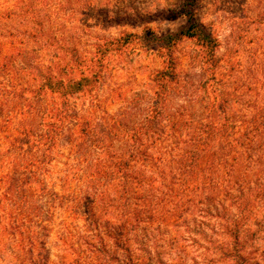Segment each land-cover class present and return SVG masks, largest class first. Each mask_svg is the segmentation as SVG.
I'll list each match as a JSON object with an SVG mask.
<instances>
[{
    "label": "rangeland",
    "instance_id": "obj_1",
    "mask_svg": "<svg viewBox=\"0 0 264 264\" xmlns=\"http://www.w3.org/2000/svg\"><path fill=\"white\" fill-rule=\"evenodd\" d=\"M182 2L0 0V83H7L12 77L17 87L34 88L49 74H70L77 78L81 70L71 66L70 49H75L82 58L90 59L95 43L101 39L117 38L126 33L142 36L148 31L158 35L174 33L186 25V19L178 15ZM195 11L196 19L220 43L216 53V87L227 95L230 121L236 123L238 130L239 126L243 128L250 123L256 133L260 130L257 137L264 134V125L255 120L260 107H264V0H197ZM175 56L179 76L171 86L167 116L171 117L174 108L181 105L183 110L179 119L187 120L188 126L170 129L163 122L159 127L155 126L154 134H148L147 151L151 155L160 154L164 160L157 161V156L152 163L143 166H149L145 170L149 179L165 178V185L157 183L159 191L155 195V202L162 199L164 204L153 225L143 224L128 234L130 251L135 259H139L138 264H234V248L226 226L233 229L239 220L242 256L249 263L264 264V167L258 160L250 165L251 169H236L239 180H231L235 184L230 189L237 197L235 200L239 198V201L221 194V187H218L223 183L221 169L216 167L217 171H204L197 177L192 174L191 189L196 194L192 199L199 201L197 209L193 210L192 203L188 202L185 209L191 208L182 214L180 222H174L179 226H173L172 222L162 224L172 208L168 201L176 203L184 199L173 198L175 191L180 190L173 172L168 177L160 169L174 171L177 156L194 151L202 133L190 122L201 123L206 116L205 110L197 106L199 102L189 99V94L186 102L180 96L181 92L175 95L183 88L185 95V88L190 93L194 85L207 77L203 73L200 47L195 41L186 39L177 46ZM164 64L162 51H148L137 41L121 54H111L107 58L104 79L98 87L90 94L69 99L66 137L75 132L79 134L81 129L84 136L94 132L97 138L110 131V141L107 139L109 152L122 149L123 144L118 140L135 124L142 123L150 112L154 103L153 77ZM200 98L202 101L210 99L207 96ZM46 99L50 98L47 96ZM17 122L14 118L10 128L2 129L4 133L14 134L13 125ZM2 130L0 128L4 135ZM80 136L84 138L82 133ZM67 138L58 145L54 161L46 168L50 171L48 185L56 192H62V187L66 186L70 190L79 188L74 179L60 182L73 165V138ZM261 139L263 149L258 150L264 152V135ZM85 147L87 144H83ZM240 175L244 177L242 185L249 184L248 188L239 185L242 183ZM240 191L243 192L241 195ZM148 193L152 195L150 189ZM106 196L98 205L99 213L93 218L105 226L112 223V217L122 219L120 210L112 211L113 215L107 211L112 205L108 199H116L114 205L117 208L123 206L120 194L114 190L108 191ZM240 198L243 202L238 209ZM2 224L0 221V264H128L123 241L114 245L110 239L101 243L92 238L88 246L86 224L79 218L68 220L58 212L46 228H29L38 236L37 244L33 246L13 241L3 231Z\"/></svg>",
    "mask_w": 264,
    "mask_h": 264
},
{
    "label": "trees",
    "instance_id": "obj_2",
    "mask_svg": "<svg viewBox=\"0 0 264 264\" xmlns=\"http://www.w3.org/2000/svg\"><path fill=\"white\" fill-rule=\"evenodd\" d=\"M196 1L183 0L178 15L186 19V25L174 33L158 35L148 31L142 36L126 33L117 38L101 39L95 43L94 53L90 59L82 58L75 49H70L71 66L81 70L77 78L70 74H49L34 88L17 87L12 77L7 83H0L1 130L10 128L14 118L18 120L13 125L14 134L4 133L2 130L4 133L2 135L0 132V221L3 222V231L8 233L13 241L20 245L37 244V233L29 228H46L49 220L59 212L68 220L79 218L85 221V232L88 236L85 240L88 246L92 238L101 243H104V239H110L114 245L123 241L128 264L140 262L132 255L129 245L131 241L127 236L143 224L153 225L159 208L164 204L162 199L160 201L156 199L155 202V195L159 191L157 183L164 184L165 178L149 179L145 172L149 166H143L152 163L157 156L159 157L156 158L157 161L164 160L160 158V154L151 155L147 151L148 134H154L155 126L159 127L163 122L170 129L188 126L187 120L179 119L182 117L181 105L174 108L171 117L167 116L171 103V86L177 82L179 76L175 50L186 39L195 41L200 47L203 73L207 77L194 85L190 93L185 88V95L183 88L181 91L177 90L175 95L181 92L180 96L186 102L189 94V99L193 98L195 102H199L197 106L205 110L206 116L205 121L201 123L195 120L190 122L191 126L197 125L196 130L199 129L202 133L194 151L179 154L174 171L160 169V172L163 175L166 173L168 177L170 172H173V179L180 189L175 191L173 198L184 199L180 202L175 201L176 203L168 201L172 208L167 212L162 224L165 226L172 222L173 226H179L174 222H180L182 214L191 208L185 209L188 202L192 203L193 210L197 209L199 201L192 199L196 196L195 190L191 189L192 174L197 177L204 171L215 172L218 170L216 167L221 169L223 183L218 186L221 187V194L235 200L237 197L230 188L235 184L231 180H239L235 173L236 169H251L250 165L257 160L264 167V152L258 150L263 149L260 145L264 134L257 137L260 130L256 133L250 123L245 124L243 128L239 126L238 130L236 123L230 121L228 117L227 95L216 87V53L220 43L207 27L196 19ZM135 41L148 51H162L165 58L163 69L153 77L154 103L147 117L142 123L135 124L123 134L121 140L115 136L118 142L123 144V148L115 153L109 152L110 131L97 138L94 132L84 136L85 133L81 129L80 133L84 138L76 132L67 138L69 99L76 95L90 94L95 90L104 79L107 58L111 54H121ZM47 96L50 99H46ZM200 96H207L210 99L202 101ZM259 111L255 120L258 124L264 125V107L261 106ZM73 135L76 138H73ZM66 138L70 140L73 138L71 147L73 165L60 182L66 183L74 179L79 183V188L70 190L69 186H66L62 187V192H56L48 185L47 177L50 171L46 168L54 161L58 145ZM192 142L195 144V139ZM83 144H87L88 147L83 148ZM240 178L242 183L239 185L248 188L249 184L242 185L244 177L240 175ZM149 189L152 195L146 194ZM112 190L120 194L119 200L123 206L117 208L114 205L116 199L109 198L108 202L112 205L107 211L113 215L112 211L116 213L120 210L119 215L122 219L112 217V223L105 226L101 222L93 221V218L97 212L99 213V203L107 197L108 191ZM242 193L239 192L240 195ZM212 195L214 196V193ZM169 197L173 200L171 195ZM235 201H239V198ZM242 202L241 199L238 209L241 208ZM236 223L233 229L226 226L234 248L233 263L252 264L241 254L239 220ZM119 237L121 239H118ZM87 252L90 253L91 250Z\"/></svg>",
    "mask_w": 264,
    "mask_h": 264
}]
</instances>
